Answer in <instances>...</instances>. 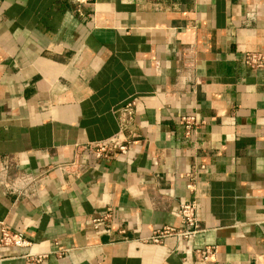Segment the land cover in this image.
Returning <instances> with one entry per match:
<instances>
[{
  "label": "crops",
  "instance_id": "1",
  "mask_svg": "<svg viewBox=\"0 0 264 264\" xmlns=\"http://www.w3.org/2000/svg\"><path fill=\"white\" fill-rule=\"evenodd\" d=\"M246 51L264 54V0H0V236L52 252L0 245V264H264V67ZM121 133L126 153L88 147ZM194 198L193 238L144 240Z\"/></svg>",
  "mask_w": 264,
  "mask_h": 264
},
{
  "label": "built area",
  "instance_id": "2",
  "mask_svg": "<svg viewBox=\"0 0 264 264\" xmlns=\"http://www.w3.org/2000/svg\"><path fill=\"white\" fill-rule=\"evenodd\" d=\"M78 6L82 7L92 0H74ZM243 62L251 67H264V54L256 51H246L243 53ZM135 100L127 102L124 106L117 109L120 113V121L123 129L129 128L135 112ZM181 120L185 127V134L190 136L198 126V121L194 115H183ZM130 140L123 133L113 136L107 140L91 142L88 147L97 158H109L116 153H126L130 147ZM188 177L187 189L196 194L198 189V181L196 179L197 173L191 171L186 174ZM180 216V224L178 226H164L160 229L154 230L150 236L144 238L146 241L160 243L166 236H176L179 240H188L193 238L199 231L202 230L198 218V203L196 198L182 202L178 209ZM112 216V208L109 207L107 212L101 218H93L95 226L101 220L109 219ZM1 246H12L23 250L22 257L31 263H40L48 257L52 252H37L34 250V242L27 238L23 232L15 231L6 224H1ZM59 252L58 255H62ZM196 258L203 262H212L216 258L217 246L207 245L202 248L194 250Z\"/></svg>",
  "mask_w": 264,
  "mask_h": 264
}]
</instances>
